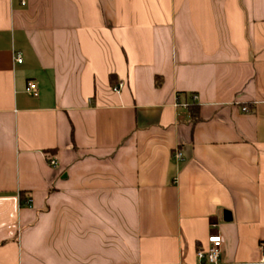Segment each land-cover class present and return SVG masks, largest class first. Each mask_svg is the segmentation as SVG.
<instances>
[{
  "label": "crops",
  "instance_id": "obj_1",
  "mask_svg": "<svg viewBox=\"0 0 264 264\" xmlns=\"http://www.w3.org/2000/svg\"><path fill=\"white\" fill-rule=\"evenodd\" d=\"M25 1L0 0V264H197L211 233L258 261L264 0Z\"/></svg>",
  "mask_w": 264,
  "mask_h": 264
},
{
  "label": "built area",
  "instance_id": "obj_2",
  "mask_svg": "<svg viewBox=\"0 0 264 264\" xmlns=\"http://www.w3.org/2000/svg\"><path fill=\"white\" fill-rule=\"evenodd\" d=\"M21 4L25 5L26 1L21 0ZM14 62L23 63V56L20 52L15 53L14 56ZM124 83L119 82L114 86L113 90L116 92H119L123 89ZM26 92L29 95H32L34 97H38L40 95V90L38 88V84L36 81L31 80L26 88ZM179 106L187 108L189 106L188 103H178ZM247 110V107L244 108ZM173 157L178 160H183V153L179 148H176ZM52 165L56 166L58 164V161L54 156L50 157V160ZM30 203V199L28 200ZM208 243L209 246L207 249H198L196 252V255L199 259L197 264H227L222 261L221 259V252H222V245H223V237L220 233H211L208 237ZM260 259L254 263L251 264H264V246H262V251L260 254Z\"/></svg>",
  "mask_w": 264,
  "mask_h": 264
},
{
  "label": "trees",
  "instance_id": "obj_3",
  "mask_svg": "<svg viewBox=\"0 0 264 264\" xmlns=\"http://www.w3.org/2000/svg\"><path fill=\"white\" fill-rule=\"evenodd\" d=\"M159 83H160V80L157 81V84L158 85H159ZM189 109H190V112H191V114L193 116L194 121L195 122L199 121L200 117H199V113H198V106L195 105V104H191L190 107H189ZM20 199H21L22 204H26V205H29L30 204L28 202V200L30 198L27 199L25 195L21 194V198Z\"/></svg>",
  "mask_w": 264,
  "mask_h": 264
}]
</instances>
